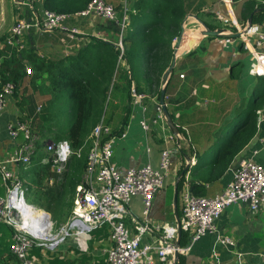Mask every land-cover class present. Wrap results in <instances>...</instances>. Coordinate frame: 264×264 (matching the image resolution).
<instances>
[{"label":"crops","instance_id":"obj_1","mask_svg":"<svg viewBox=\"0 0 264 264\" xmlns=\"http://www.w3.org/2000/svg\"><path fill=\"white\" fill-rule=\"evenodd\" d=\"M35 1V8L39 12L42 11L44 1ZM105 1L118 6V9L120 7L119 0ZM254 1L256 11L261 3ZM137 2L138 0L130 2L134 15L137 13L134 8ZM232 3L230 8L222 0H195L190 3L182 30L177 36L183 35L178 54L175 53L172 42L173 57L163 74L159 73L160 68H158L157 72L150 76L136 75V81L133 80L137 91L147 96L144 100L148 106L145 117L150 119L155 114L156 103L160 102L158 97L161 96L164 86L165 73L176 55V63L166 89L165 104L177 127L178 135L172 133L168 123L154 126L151 132L146 134L139 122L143 114L140 109L132 106V98L128 103L130 112H123L122 109L115 111L104 109L108 124L107 112L110 118L114 117V121H110L109 125L113 131H117L114 132L115 134L121 135L127 130L126 138H117L114 146L113 162L119 170L126 171L146 164L158 168L161 152L165 148L172 151L170 171L165 178L164 189L153 200L150 212L152 224L176 227L182 217L184 190H188L194 196L212 198L223 192L232 182L236 165L242 160L251 159L264 164V76H255V59L243 49L239 40L235 39L234 43L223 47L217 42V36L206 34L208 31L221 28H225L227 34L239 33L240 28L252 25L250 23L252 16L246 21L239 20L243 2L234 3L232 0ZM17 12V18L14 17L16 20L28 17L32 10L28 7L18 8ZM217 12L232 19L231 27L224 26L216 20ZM71 22L89 34L101 33L108 39L109 42L106 43L117 46L120 32L119 30L116 32L109 22L94 16L73 19ZM263 24L264 22L256 23V25ZM93 41V39L90 42L81 41L77 45L60 33L33 32L29 37L27 48L33 45L41 59L56 60L76 55ZM122 66L129 67L126 62ZM119 69L116 68L115 75ZM46 77L44 75V79ZM29 81L28 75L24 85L27 86L26 83ZM112 99L117 105L123 99L126 101L121 91L112 93ZM19 100L13 98L0 116V162L10 159L18 146V141H14L9 135L8 124L22 115L18 106ZM125 114L128 115L126 121ZM45 159L38 158L36 164L42 162L46 165ZM189 164L188 171L182 176ZM31 166L33 163L27 166L13 165L10 168L24 181L21 175H25L27 171L30 172L31 179ZM51 172L56 175L53 168ZM66 174L62 178L56 175V178L45 179L43 192L61 186ZM180 178H184V184L179 191ZM8 190L9 184L0 173V197L6 196ZM60 191L62 192L60 199H54L53 204L64 199L66 209L63 213L66 215V224L71 215L70 204L68 205L71 202V194L67 193L66 187L64 189L60 187ZM46 202L49 200L46 199ZM28 206L36 208L33 205L28 204ZM37 207L43 214L50 215L49 218L54 225L51 204L50 209ZM143 208L141 197H135L129 206L131 214L140 219ZM127 221L133 228L131 217H128ZM6 226L12 228L8 224L0 223V258L8 261L10 252L8 246L10 247L9 242L13 233L11 235V232L7 231L6 234ZM217 228L219 236L231 237L236 241L235 249L221 246L218 235H206L192 244L190 233H182L180 239L177 233L176 243L180 240V247L190 248V251L187 255H179L174 264H264V206L253 215L246 205H232L217 220ZM95 231L98 233L96 240L92 235ZM95 231L91 234L70 237V240L67 239L55 250L50 251L45 247L34 248L32 256L41 264H107L106 253L110 247L107 230L103 227ZM159 239L160 233L152 230L143 236V244H156ZM9 264L21 263L13 260ZM156 264L165 263L157 261Z\"/></svg>","mask_w":264,"mask_h":264},{"label":"built area","instance_id":"obj_2","mask_svg":"<svg viewBox=\"0 0 264 264\" xmlns=\"http://www.w3.org/2000/svg\"><path fill=\"white\" fill-rule=\"evenodd\" d=\"M11 1L17 8L28 7L32 12L28 17L18 18L15 21L4 41L0 42V47L9 45L16 51L23 52L27 49L29 37L33 32L60 33L77 45L81 41L90 42L91 39L109 42L101 33L89 34L71 22L73 19L94 16L114 23L118 27L120 35L117 47L120 49V55L117 67L123 62L124 37L131 25L133 12L130 0H119V9L105 0H91L85 10L74 15L57 13L45 8L39 12L35 8V0ZM222 1L227 7H232V0ZM257 1L264 4V0ZM215 18L224 26L232 25V19L219 12ZM236 27H238L237 24ZM239 34L240 37L237 40L255 59V76H264V24L256 26L252 24L246 28H240ZM182 40L183 35L173 39V49L177 54ZM234 41L232 37L217 36V42L223 47L231 45ZM122 67L130 73L128 66ZM26 73L32 75V68L27 66ZM130 93L132 106L140 109L143 114L140 126L146 134L150 133L154 126L166 123L160 102L156 103L154 116L148 119L145 117L148 106L144 103L147 96L139 93L133 83ZM15 95L16 86L13 83L2 85L0 116ZM23 119L19 116L8 124L9 135L14 141H18V146L10 159L0 162V173L9 184L6 196L0 197V223L8 224L14 229L10 252L21 264H41L32 256L34 248L45 247L55 250L70 237L91 234L103 227L107 230L110 242L106 253L107 264H156L157 261L174 264L177 254L187 255L190 251V248L177 245L176 237L179 230L182 233H190L193 244L206 235H218L217 220L230 206L246 205L253 215H256L264 206V164L245 159L235 170L232 182L218 195L212 198L198 197L184 190L182 217L176 227L152 224L150 212L153 200L164 189L165 178L170 171L172 151L165 148L161 152L158 168L146 164L126 171L119 170L113 162L114 146L117 138H126L127 130L121 135L115 134L106 121L104 111L87 140L86 168L81 183L76 187L70 218L65 225L58 227L54 235L52 224L53 238L51 240L42 239L38 235L39 229L45 227V224L51 220L43 215L31 225L24 224L25 215L29 213L26 189L24 182L11 171L10 167L30 165L36 155L37 142L40 141L48 154L45 163L50 164L58 177L62 178L68 170L72 156L80 157L81 150L75 151L68 141L55 142L43 139L35 134L30 123ZM135 197L142 198L144 208L141 219L133 216L129 210L130 203ZM128 217H131L133 228L128 224ZM152 230L160 233L159 241L156 244H143V236ZM218 242L231 250L237 246L233 238L223 235H218Z\"/></svg>","mask_w":264,"mask_h":264},{"label":"trees","instance_id":"obj_3","mask_svg":"<svg viewBox=\"0 0 264 264\" xmlns=\"http://www.w3.org/2000/svg\"><path fill=\"white\" fill-rule=\"evenodd\" d=\"M44 8L55 11L57 13L76 14L85 10L91 0H43ZM195 0H138L134 8L137 13H131V29L127 36L124 37V43H129L124 54V61L130 67V73L120 67L115 75L112 91L109 97L108 106L113 101L112 93L121 91L126 97L122 102L115 104L113 110L122 109L123 112H130L131 102V86L136 75L142 74L150 76L157 72L163 74L164 70L169 66L173 50L171 48L173 39H175L182 30L183 21L188 13L189 4ZM234 3H241V12L239 20L246 21L252 16V24L264 22V4L258 6V12L255 14L254 0H233ZM118 9V6H117ZM114 30L118 32V27L114 23H110ZM5 36L1 38L3 42ZM91 45L81 50L74 56L61 57L56 60L41 59L37 49L33 45L23 51L18 52L9 45L0 47V90L3 84L13 83L16 86V99L19 100L18 106L21 111L30 114L35 112V102L32 100L33 107L25 109L27 104L25 92L23 98H20L19 92L25 89L26 67L32 68V75H29L27 86L36 88L43 75L52 85V90L61 93L59 96H67V101L71 103L72 114L69 122L68 130L61 134L48 135L39 131L34 133L41 136L43 139L53 140L55 142L68 141L75 151L81 150V156L73 155L66 174V184L54 189H47L43 192L44 180L56 178V175L51 172L50 164H36L39 159L48 157L44 151L42 142H37L36 155L33 157L31 164L32 176L30 179L29 189L36 188L38 197L37 204L41 207L50 209V204L53 201L59 200L62 195L60 187H66L67 193L71 194L70 204L71 212L73 208V199L76 192V187L81 183L82 177L86 168V158L88 153L87 140L88 137L99 122L102 113L99 114V102L101 98H107V92L115 74L117 63L120 55V49L113 43H106L102 40L93 39ZM146 62V63H144ZM130 75V77H129ZM138 76V77H139ZM136 81V80H135ZM160 98V96L158 97ZM107 109V108H106ZM108 111V109H107ZM24 113L23 117L28 120ZM108 121H114V117L110 118L107 112ZM128 115H124V120H127ZM30 118V117H29ZM72 121V123H71ZM117 133V131H114ZM37 160V161H36ZM64 174V176H65ZM63 176V177H64ZM22 179L23 176L21 175ZM184 178H180L178 189H182ZM69 194V195H70ZM41 198L48 199L49 202L43 201ZM7 231L11 235L14 233L13 228L7 227ZM11 244V242H9ZM8 248H10L8 246ZM17 258L9 252L8 261L0 258V264H9L10 261Z\"/></svg>","mask_w":264,"mask_h":264},{"label":"rangeland","instance_id":"obj_4","mask_svg":"<svg viewBox=\"0 0 264 264\" xmlns=\"http://www.w3.org/2000/svg\"><path fill=\"white\" fill-rule=\"evenodd\" d=\"M17 11H18V8L11 2V0H0V40L3 36H7L8 30L12 27V25L14 24V21L16 20L14 19V17L17 18L16 14L18 16ZM132 11H133V8H132ZM134 28L135 27L132 28V24H131L130 27H128L126 31L125 36H127L129 31L131 29L133 30ZM128 44H129L128 42L124 43V52L127 50ZM118 62H119V59H118ZM124 62L125 61L123 59V62L120 64L119 68L122 67V64ZM117 66H118V63H117ZM114 80H115V74L109 86L110 88L107 92V98L100 99L99 114L101 113L103 114L104 109H106L105 106H107L108 111L113 110V107H114L113 101L108 106V101H109L108 95H109V92L111 91ZM22 91L23 92L26 91L24 94H25L26 99L28 100L27 104L24 106L25 109L33 107L32 100H34L35 102V112L32 115L30 114L29 111L24 113L21 111V109H19L22 113H24L25 117L28 119L26 121L30 123L31 128L35 133H38L39 131H41L44 133H48V135H51L52 137L53 134L57 133V135H61L68 130L69 122H70V118L72 114V109H73L71 107V103L67 101V96H59L61 93L52 90V85L50 81L47 78L44 79V75L40 79V82L38 83L36 88L26 86L25 89L23 88L21 89V91L19 92V95H21V97L23 98L24 94L22 93ZM38 109H40V111H38ZM47 137L49 138V136ZM68 171H69V168L67 172ZM22 176L25 181L23 182H24V186L26 189V200L28 204L33 205L37 209H39L37 207L38 206L37 199H39L40 197L36 196L38 195L36 188L33 187L32 189L28 190L30 172L27 171L26 174ZM64 183L66 184V179L63 181V184ZM41 199L46 202V199L44 198H41ZM51 206H52V212L54 214L53 220L55 221V224L53 225V230H52V234L54 235L58 230V227L56 226L60 227L63 224H65V222L67 221L66 215L63 213V210L66 209V205H65L64 199L62 198L59 202H56L54 204L51 203ZM40 214H43V213H40ZM37 215L39 216L38 217L39 219L42 216L39 214ZM46 225L47 227H49L48 224ZM92 235L95 238V240L98 239V236H97L98 233H96V231L93 232ZM70 239L71 238H68V240Z\"/></svg>","mask_w":264,"mask_h":264},{"label":"water","instance_id":"obj_5","mask_svg":"<svg viewBox=\"0 0 264 264\" xmlns=\"http://www.w3.org/2000/svg\"><path fill=\"white\" fill-rule=\"evenodd\" d=\"M256 12H257V10L255 11V13ZM250 23L252 24V17L250 18ZM206 34L208 36L232 37L234 39H237V38L240 37V34L239 33H232V34L229 33V34H227L225 29H219L217 32H215V31H208V33H206ZM175 53H177L176 50H175ZM176 59H177V57L175 55L171 66L167 69V71L165 73V76H164V86H163V88L161 90V96H160V105L163 108V111H164V114H165L166 123H168L170 129L173 131L172 133H174L175 135H178V133L176 132L177 127L174 125L173 120L170 117L169 112H168V109H167V106L165 104L166 89H167V85L169 83V80L171 78V74L173 72V68H174L175 63H176ZM236 166L238 168L239 167V164L236 165ZM189 167H190V164L188 165V167H186L185 171H183L182 176H184L185 172L188 171ZM176 198H177V194H176ZM44 216L47 217V218H49L50 215L47 214V213H44ZM178 223H179V220H178ZM178 235H179V239H180L181 236H182V232L180 230L178 231ZM177 245L180 246V240H179V242H177ZM178 257H179V255L177 254L175 256V261H174L175 263H176Z\"/></svg>","mask_w":264,"mask_h":264},{"label":"bare ground","instance_id":"obj_6","mask_svg":"<svg viewBox=\"0 0 264 264\" xmlns=\"http://www.w3.org/2000/svg\"><path fill=\"white\" fill-rule=\"evenodd\" d=\"M28 205V204H27ZM28 209H29V213L27 215H25L26 217L24 218V224L25 225H31V223H34L36 221L39 220V215H44V214H40V213H43L42 211H39L38 209L34 208V207H31V206H28ZM49 227H47V225L45 227H41L39 229V232L38 235L40 238L42 239H46V240H51L53 238V235L51 234V227H52V222H48L47 223Z\"/></svg>","mask_w":264,"mask_h":264}]
</instances>
